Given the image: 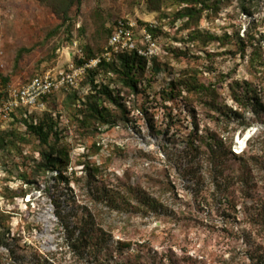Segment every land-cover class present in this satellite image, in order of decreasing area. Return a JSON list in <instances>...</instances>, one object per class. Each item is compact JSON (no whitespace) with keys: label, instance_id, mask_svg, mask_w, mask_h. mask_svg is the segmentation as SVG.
I'll list each match as a JSON object with an SVG mask.
<instances>
[{"label":"rangeland","instance_id":"obj_1","mask_svg":"<svg viewBox=\"0 0 264 264\" xmlns=\"http://www.w3.org/2000/svg\"><path fill=\"white\" fill-rule=\"evenodd\" d=\"M185 7L193 9L191 19L182 16ZM122 19L155 29L151 52L136 70L137 92L101 70L33 110L37 124L48 123L62 179L42 167L40 153L49 147L24 120L15 116L0 128V264H264V116L238 110L227 89L232 79L247 80L264 103V77L248 74L228 44L247 34L264 50V0H0V81L20 85L67 71L76 51L97 55L107 30ZM135 39L138 49L149 45L140 31ZM196 83L214 85L245 125L207 110ZM102 86L119 95L127 118L97 94ZM92 102L111 124L82 126ZM210 133L226 138L234 154L250 150L255 160L247 163L248 183L237 179L225 189L226 180L205 158L185 157L192 142ZM87 169L96 182H87ZM100 179L124 195L138 187L155 200V210L146 212L129 195L122 211L109 212L92 188ZM70 190L110 234L108 247L94 256L63 230L59 216L72 228L78 215L68 202ZM255 191L261 200L253 198ZM118 242L127 245L121 252Z\"/></svg>","mask_w":264,"mask_h":264},{"label":"trees","instance_id":"obj_2","mask_svg":"<svg viewBox=\"0 0 264 264\" xmlns=\"http://www.w3.org/2000/svg\"><path fill=\"white\" fill-rule=\"evenodd\" d=\"M76 1L79 5L80 0ZM179 2L185 5H189L192 0H179ZM242 6L243 5H241V7ZM181 13L183 17L187 16L191 19L193 15L191 13H193V9L185 7L184 9H182ZM116 24L117 21L114 22L112 27L107 30L106 40H108V38L111 36L113 28ZM136 25V31L145 29L151 37L155 33V29L149 25L138 22H136ZM228 44L234 46L235 55L238 56L240 61H245L248 74H250L253 78L264 77L263 43H256L253 40H249L247 38V34L245 38L244 36L240 37L237 34L236 37L229 40ZM100 52L98 53L99 55ZM98 54L93 57H86L81 52L80 56L76 55L77 60L73 66H81L91 59L96 58ZM144 61V58L142 56H139L135 50L131 52L116 54L110 59L109 62L102 60L96 67L88 69L83 75L82 79L87 75H98L101 70H104L107 73L112 72L115 75L121 76L126 88L130 90L131 93H136V70L140 68L141 63H143ZM91 83H93V81H91ZM92 88L96 91L97 86L93 85ZM227 89L232 101L236 104V108L238 110L249 111L253 113V115L256 114L259 117L261 115L264 116V103H262V101L260 100L261 90L258 91L257 85H253L247 80L238 81L232 79L227 85ZM193 90L201 97L200 101L207 110L218 113L217 118L224 117L226 121H230L231 119H240L242 120L240 125H245V119L242 117V113L237 112V110L232 111L231 109L227 108L214 85L208 84L207 86H205L202 83H196L193 87ZM98 91L99 92L97 94L103 96L106 103L119 107L123 118H127L125 107L123 106V104L119 103V95H113L112 92L109 91L105 86H102ZM46 99H48V97L43 99L42 102ZM86 109V113L82 114L81 124L83 127L89 126L91 122H96L98 126L106 124L109 125L112 123V121L107 119L109 115H106L107 113L105 109L101 108L96 102L86 104ZM33 114L34 113L31 112V114H29L26 119L21 118L22 120H24L25 129L29 133H31V135L36 137L39 143L48 148L49 135L51 133L49 130V126L46 127V124L48 123L44 124L41 122L37 124L33 118ZM261 124L264 126V123ZM226 140V138L223 139V137H221L217 133L204 135L198 140L199 142L197 145H194V141V143L192 142L191 147H187L188 149L185 157L191 159H195L197 157L205 158L210 163L211 172L213 171L215 172V174L217 173L219 177H222L224 180H226L225 184L227 185H225V189H228V186H231L233 188L235 186V183L237 184V179L244 180L246 178L245 182H247V178L249 177L247 163L248 161L253 162L255 160V157L250 155V150H246L245 152H242V154H234L231 150L229 141L227 142ZM48 150V152L40 153L41 159L45 161V165L42 167L47 172L54 171L58 173L56 176L58 178H55V181H57L63 178L60 172V168L57 167V162H59L61 158H53L54 149L52 147H49ZM64 156H66V154H64ZM90 172L92 171H90V169H87L85 179L91 184V182H96V180L94 181L92 179ZM234 172L237 175H234ZM211 175L214 179H216L214 173H212ZM89 183L87 184L90 185ZM92 188L94 189L97 202L104 203L105 206L109 209V212L122 211L123 208L126 207L127 201L130 199L129 195L133 197L138 205H141L146 212H152L153 210H155V200L150 199L149 195H147L144 191L139 190L138 187H134V189L129 188V193H126V195H124V193L121 194L119 191H114L113 189H111L109 181H107L106 179H100L97 181V185H95V187L93 186ZM255 193L256 195H254L253 198L261 200V194L258 191H255ZM68 196V202L72 206H74L75 209H78V215H76L77 219L74 220L75 223L74 227L72 228L69 225L68 218L59 216L63 230L67 236L66 238L70 240L74 239L73 243L75 245H78L83 252L89 254L90 256H94V253L101 252L104 247H108L107 240L109 239L110 234L105 233L102 229H100L99 224L96 222L95 216L92 215L91 210L88 209V207L77 204V202L75 201L77 196L71 190L69 191ZM126 246L127 245L124 244V242H118L115 250L121 252L122 247ZM109 250V253L111 255L113 252H115L114 249Z\"/></svg>","mask_w":264,"mask_h":264},{"label":"built area","instance_id":"obj_3","mask_svg":"<svg viewBox=\"0 0 264 264\" xmlns=\"http://www.w3.org/2000/svg\"><path fill=\"white\" fill-rule=\"evenodd\" d=\"M136 28L135 21L118 20L100 55L81 66L74 67L72 65L67 71L57 74H51L50 72L38 74L20 85L12 83L3 85L0 81V128L15 116L26 119L37 106H41L43 99L52 94L63 89L75 88L82 80L85 72L96 67L102 60L109 62L116 54L134 50L139 56H148L153 45L151 36L145 29L139 30L145 42L149 45L146 44V49H138L135 39ZM76 55L80 56L81 51H76ZM2 69L3 53L0 50V72Z\"/></svg>","mask_w":264,"mask_h":264},{"label":"bare ground","instance_id":"obj_4","mask_svg":"<svg viewBox=\"0 0 264 264\" xmlns=\"http://www.w3.org/2000/svg\"><path fill=\"white\" fill-rule=\"evenodd\" d=\"M242 142V141H241ZM242 144V143H241Z\"/></svg>","mask_w":264,"mask_h":264}]
</instances>
